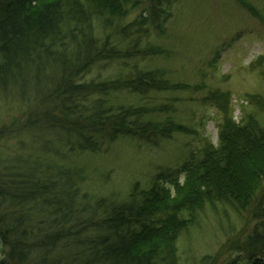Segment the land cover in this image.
Returning <instances> with one entry per match:
<instances>
[{"label":"trees","instance_id":"1","mask_svg":"<svg viewBox=\"0 0 264 264\" xmlns=\"http://www.w3.org/2000/svg\"><path fill=\"white\" fill-rule=\"evenodd\" d=\"M176 2L0 0V97H17L28 107L0 128V144L17 143L16 151L0 153V264H181L176 241L208 207L215 213L231 209L246 221L214 264H264L259 96L251 104L261 115L248 113L238 125L228 117L229 101L210 96L223 116L218 146L207 143L176 171L184 170L186 185L178 200L163 195L169 171L155 175L146 189L133 188L126 200L91 201L79 189L83 171L49 158H58L60 147L68 154L96 153L123 137L153 144L184 128L170 116L158 120L155 115L169 112L163 103L137 107L110 100L118 91L144 96L181 88L163 72H143L136 64L164 56L146 34L165 32ZM114 62L121 63V76L88 78L100 64ZM26 133L28 150L18 139ZM177 176L170 181L174 188Z\"/></svg>","mask_w":264,"mask_h":264},{"label":"rangeland","instance_id":"2","mask_svg":"<svg viewBox=\"0 0 264 264\" xmlns=\"http://www.w3.org/2000/svg\"><path fill=\"white\" fill-rule=\"evenodd\" d=\"M138 14L139 11L132 13L128 21ZM146 38L153 47L167 52L164 56L138 59L139 70L161 71L170 85L181 88L144 96L118 91L110 95V100L115 105L137 107L163 103L169 112L155 115L158 120L170 116L184 128L153 144L123 137L96 153L68 154L60 147L58 158L50 155L53 163L83 171L84 181L79 189L91 201L108 197L126 200L133 188L146 189L155 175L169 171L174 173L169 183H163V195L181 198L177 192L186 186L185 174L184 170L176 171L183 169L186 159L198 154L207 143L213 148L218 146L223 116L210 104L215 102L210 96L220 94L229 101L228 117L230 113L235 125L246 123L248 113L261 115L251 103L257 96L264 99V58L260 65L256 63L264 57V0H177L165 32L159 37L155 30H148ZM120 65V62L100 64L88 78L101 73L100 79L114 80L124 71ZM11 99L0 97V128L18 121L28 108L17 97ZM28 135L18 138L25 141L27 150L31 142ZM38 135L45 138L50 134ZM16 146L14 141L1 143L0 153L16 151ZM176 174L178 183L174 188L170 181ZM242 218L231 209L215 213L208 207L200 213L199 223L177 239L175 247L180 263L202 264L205 257L206 264H214L224 252L225 242L245 228L246 221ZM1 251L0 246V260Z\"/></svg>","mask_w":264,"mask_h":264}]
</instances>
